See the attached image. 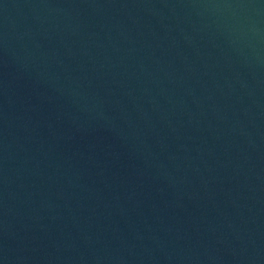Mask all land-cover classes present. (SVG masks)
I'll return each mask as SVG.
<instances>
[{
    "label": "water",
    "instance_id": "obj_1",
    "mask_svg": "<svg viewBox=\"0 0 264 264\" xmlns=\"http://www.w3.org/2000/svg\"><path fill=\"white\" fill-rule=\"evenodd\" d=\"M0 264H264V0H0Z\"/></svg>",
    "mask_w": 264,
    "mask_h": 264
}]
</instances>
